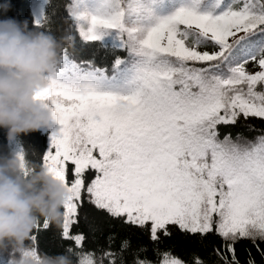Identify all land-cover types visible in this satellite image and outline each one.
Wrapping results in <instances>:
<instances>
[{"label": "snow or ice", "instance_id": "snow-or-ice-1", "mask_svg": "<svg viewBox=\"0 0 264 264\" xmlns=\"http://www.w3.org/2000/svg\"><path fill=\"white\" fill-rule=\"evenodd\" d=\"M51 2L36 4L41 31H51ZM66 9L81 42L113 57L109 68L95 57L76 63L65 50L36 97L57 117L42 164L71 193L61 235L75 247L66 253L78 264H124L127 240L120 253L76 251L85 236L72 229L86 200L157 245L176 226L201 242L215 236L214 264H241L242 241L264 260V130L253 139L222 131L242 118L264 121V0H70ZM20 159L27 167L25 154ZM146 251L132 264H153L139 258ZM155 254L156 264H208L196 253L190 261L171 250ZM11 255L7 264L43 259L26 244L19 258ZM245 264H257L251 249Z\"/></svg>", "mask_w": 264, "mask_h": 264}, {"label": "clouds", "instance_id": "clouds-1", "mask_svg": "<svg viewBox=\"0 0 264 264\" xmlns=\"http://www.w3.org/2000/svg\"><path fill=\"white\" fill-rule=\"evenodd\" d=\"M74 37L57 39L46 31L32 32L23 25H0V128L13 143L21 134L55 130L52 105L36 97L49 86V77L64 59ZM71 198L66 185L49 168L27 165L20 154L0 157V253H23L25 242L41 220L62 226L65 202ZM18 264H32L21 256ZM41 264H73L71 254L44 257Z\"/></svg>", "mask_w": 264, "mask_h": 264}, {"label": "trees", "instance_id": "trees-1", "mask_svg": "<svg viewBox=\"0 0 264 264\" xmlns=\"http://www.w3.org/2000/svg\"><path fill=\"white\" fill-rule=\"evenodd\" d=\"M42 0H0V25L7 23H16L23 25L27 22L28 29L32 32L41 31L35 26V8L36 4ZM70 0H52L51 5H46V14L49 16L50 24H46V28L50 27L51 31H46L54 35L57 39L66 34L74 37V43L71 47H66L69 59L76 63L92 60L95 57L97 66L111 67L113 57L106 55L103 51L96 53L95 45H85L81 42L78 32L74 29L66 4ZM123 56V53H118ZM252 126L249 131L247 125ZM264 130V121L259 118H250L245 121L243 118L235 126H222L223 132H231L233 136L242 133L244 137L253 139ZM48 148V135L42 131L21 134L17 140L10 143L7 138V130L0 128V157H15L17 154H25L29 165L42 164L43 157ZM69 167V179L72 178V165ZM86 175V183L94 179V173L88 172ZM64 211V208L61 209ZM79 221L72 229L73 234H82L85 241L81 249L76 251L92 252L99 256L101 251H111L114 253L121 252L122 242L127 240L130 247L123 251L124 264H132L135 254L142 247L146 248V252H140L139 258L153 261L156 264V249L160 251L171 250V252L185 261L192 259V254H198L208 264H214L216 257L210 255L213 246L219 244V240L215 236L201 242L198 238H194L191 234L182 233L176 226H169L172 234L169 237H161V242L157 245L151 241L148 232L137 226L127 225L116 218H111L106 212L98 210L94 205L84 200L83 206L78 209ZM43 220H41L42 222ZM62 226L57 227L50 224L49 230H42L37 233L35 229L32 233L38 235V243L26 241L28 247H36L44 257H56L66 254L68 247H75L74 242L66 241L62 238ZM109 237L113 239L109 241ZM248 249L257 261V264H264V260L256 253L247 241H242L237 246V255L241 264H245L248 256ZM12 252L0 253V259H4L7 264L8 259H12ZM73 264H78L79 257L72 255ZM16 258H19L17 253ZM119 258V257H118Z\"/></svg>", "mask_w": 264, "mask_h": 264}, {"label": "rangeland", "instance_id": "rangeland-1", "mask_svg": "<svg viewBox=\"0 0 264 264\" xmlns=\"http://www.w3.org/2000/svg\"><path fill=\"white\" fill-rule=\"evenodd\" d=\"M247 69L251 72H255L257 71L258 69L254 66V62H250L249 65L246 66ZM56 128H58V125L56 126ZM43 132L47 133L48 134V149L46 151V154L52 150V142H51V135H52V130H44ZM45 154V155H46Z\"/></svg>", "mask_w": 264, "mask_h": 264}]
</instances>
